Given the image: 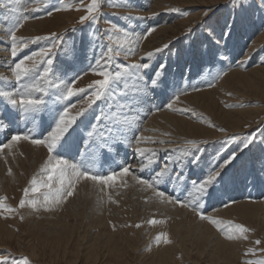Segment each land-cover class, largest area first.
Segmentation results:
<instances>
[{
    "label": "rangeland",
    "instance_id": "1",
    "mask_svg": "<svg viewBox=\"0 0 264 264\" xmlns=\"http://www.w3.org/2000/svg\"><path fill=\"white\" fill-rule=\"evenodd\" d=\"M140 1L146 6L138 7ZM50 2L56 6L60 5V0H50ZM63 2L65 4H76L83 8L89 0H84L83 5L80 4V0H63ZM197 3L199 4L197 5ZM247 3L250 6L247 7L246 11L234 12L230 0H107V3L102 8L101 22L96 26L90 27L88 23L84 25L77 23L79 17L84 14L83 11H76L75 9L60 12L53 11V14L49 16L47 15L48 10L44 9L37 0H32V2L25 0L21 4L22 6H18L19 11L12 13L13 15L9 13L8 9L0 8L2 13V17L1 13L0 17L5 20L0 18V35L3 36L2 34L4 33V37H6L7 33L5 32L14 26L15 18L22 15H32L40 16L41 18L26 21L27 23L25 22L23 27L17 31L18 37L31 39L36 36L46 37L52 33H58L64 37L66 48L69 49L71 45L73 48L74 45L78 46L82 43L88 55L91 56L93 55V48H95L97 55L100 51L99 48H96L98 41L93 37V31L98 29L97 35H99L104 30L110 29L115 25L116 28L122 31H113V36L120 43H123L124 48L132 47L136 51L134 57H118L117 60L121 63L145 62L141 60V57H146L149 51L162 48L164 44H168L169 47L155 54L151 61L153 64L163 63L167 66L171 64L174 67L181 63L183 67H188L193 62L192 57L194 54L196 52L201 53L200 55L205 60L204 63L206 62L207 69L209 68V71L206 69L207 76L200 80L196 79L193 81L195 82L194 84L188 85L180 93L176 94L174 97H179L177 99L178 105H175L178 112L172 111L176 118L184 120V124L187 125L185 127L191 128V131L189 134L186 133V129L181 131L184 125L180 121L177 123V127L181 132L170 126L169 130L166 131L167 133L163 134L167 139V143L163 145L169 146L172 152L184 149L185 153L182 155L184 157L186 155L191 156L190 160L193 154L199 155V164L212 156V161L206 160L205 165L207 162L208 164L207 167L205 166L203 170L205 172L202 176H205L213 166L223 163L232 153H235L236 159L221 170L222 177L225 173L230 172V168L241 158L246 159V163L254 161L258 165H264V40H260L264 36V10L260 7V0H247ZM36 7H41L42 10L39 13L32 12V9ZM175 9L179 11H175ZM205 11L208 12L207 16L204 15ZM5 15L10 16H6V18ZM137 22H141L138 24L143 27L142 33L149 28H156V31L151 36L139 41L138 47L136 37L139 35H135L136 33L130 30L131 26L136 27ZM226 23L231 26V31L224 27ZM3 26H5L4 29ZM169 28L172 29L170 30ZM221 29H224L226 33L223 38H221ZM123 31H129L131 34L126 42L123 40ZM210 33L213 36L211 44L209 43ZM6 39L8 40V37ZM217 40L219 41L218 43H216ZM236 40H239L237 49L234 47ZM45 43L47 42L41 41L39 44L31 45L30 49L26 51H35ZM104 43L113 47L118 46V44L106 39ZM224 50L226 51L224 52ZM209 56L212 58L211 61H208ZM223 61L226 62L225 66ZM211 65L213 66L211 67ZM95 78L89 72L86 77L83 76L77 82L76 87H86ZM210 93L212 94L210 95ZM72 99H75V97ZM76 104L77 109H73V113L81 108H87V105L81 99ZM93 107H100L104 110L107 108L109 110L113 109L114 105H93ZM185 109H187V112L184 111ZM89 110L85 112V115ZM251 112L253 114L249 116ZM220 129L224 131H220ZM245 136H250L252 143L249 148L241 151L240 140ZM232 137H237L238 139L235 142L225 143V141H230ZM189 141H194L196 147H191ZM252 155L254 159L251 160ZM167 160L172 161V158L170 156L159 158L160 163L163 161L165 163ZM191 166L194 165L189 163L186 168L189 169ZM245 166L247 168L250 167L247 164ZM186 168L183 167L182 172ZM9 170L12 171L11 175ZM0 171V204L3 205V210H0V236L3 238L0 241V259L8 258L9 264H11L13 259L19 260L21 258H27L30 264H115V262L119 264H146L150 257L154 258L153 254L156 252L157 247L160 246L164 249L168 248L167 253L169 252V254H166V257L162 256V259H169L167 264H211L212 262L214 264H222L221 260L210 257L211 251H208L204 244H199L198 249H194L191 242H186L183 250L176 247V239L172 237L170 227H167L165 221L155 215H151L152 217L150 216L148 219L141 216L140 219L131 220L124 217V219L111 221L113 230L118 229L114 236L118 240L117 247L119 248L118 251H121L122 256L115 255L116 253L111 256L108 254L105 256L101 255V251L98 249L99 246L96 245L95 252L99 255V260L95 261V255H90L89 249L84 248L89 242V235L97 231L89 232L84 229L86 225L82 221L83 219H60L70 229V232L67 230V237H63V242L60 239H56V236L48 237L49 235L46 233L49 221L54 219H47L48 217L46 218L47 215L44 212L34 213L30 206L24 209L18 208L25 188L30 190L29 196L34 200L35 195L37 196L38 193H41V189L38 192L31 191V182L34 180V176L30 173L27 164H23L20 167L1 163ZM173 172L175 173V170ZM191 177L196 179L193 174ZM221 177L214 184L215 188L213 187L212 191H216ZM32 193L34 197L31 195ZM225 201L214 207L215 212L219 208L220 211L218 210V212H221L222 209L221 214L216 212L217 215L215 216L216 219L222 222L220 227L224 228L229 222L238 223L248 227L250 232L247 240L228 241L224 238L222 232L218 231L216 226H213L215 235L225 245L226 243L228 244L226 254L220 250L222 259L225 260L226 258L234 264L264 260V221L253 218V214L259 208L264 214V196H259V198L258 196L254 198H250V196L230 198ZM223 203L229 204V208L225 207ZM246 204L250 205V207L245 208L244 205ZM257 204L259 206H256ZM223 206L224 209L222 208ZM234 206H238L240 209L224 213V211ZM127 207L129 208L128 211L133 213V208L129 205ZM8 208L17 209V211L9 212L7 211ZM210 209L208 208L207 211ZM142 219H145V221ZM151 219L161 220L163 223L150 225L147 221ZM137 224H140L141 227L137 228L135 226ZM74 233H79L80 235L85 233L84 236L87 238L85 237L86 239L83 240L84 246L82 248H77L79 247L78 242L75 241V235L77 234ZM164 233L168 235L167 238L171 243L164 245L165 243L161 242L162 240L156 241L157 236ZM70 237L72 240L69 243ZM94 239L97 240V238ZM257 240L261 241L259 245L255 243ZM59 241H61L60 247L57 246ZM65 244L67 245V251L65 250L66 248L63 249ZM249 249L253 251L249 252ZM210 259L213 261H209Z\"/></svg>",
    "mask_w": 264,
    "mask_h": 264
},
{
    "label": "snow or ice",
    "instance_id": "2",
    "mask_svg": "<svg viewBox=\"0 0 264 264\" xmlns=\"http://www.w3.org/2000/svg\"><path fill=\"white\" fill-rule=\"evenodd\" d=\"M24 2L25 0H0V8L8 9L9 13H17L19 11L18 6ZM28 2H32V0H28ZM37 2L48 10L47 15L49 16L53 14V11L60 12L73 9L83 11L84 14L79 17L77 23L80 25L88 23L92 27L101 22L102 8L107 0H89L83 8L76 4H65L63 0H60L59 6L52 4L50 0H37ZM83 3L84 0H80V4L83 5ZM230 4L234 12L246 11L247 7L250 6L247 0H230ZM10 5L11 7H9ZM260 7L264 10V0H260ZM41 10V7H36L32 9V12L39 13ZM175 11L179 10L175 9ZM204 15L207 16L208 12L205 11ZM39 18L41 17L32 15L19 16L15 18L14 26L7 30L8 42L5 43V48L10 53V62L5 61L0 67L5 68L10 75L4 76L3 72H0V81H6L12 86L7 88L0 86V102L3 104V111H0V121L7 120L10 124L20 118L28 120L39 118L42 122V130L39 137L34 134H14L11 136L9 143L0 146V151L11 149L20 141H27L30 145L45 150L47 158L41 171L47 174L48 183L41 185V187L48 188L49 194L44 197L43 205H41L43 210L54 211L55 209L51 207L52 204L66 202L67 198L74 195L76 185L81 180L92 181L94 184L101 186H111L119 178L121 186L127 187L128 178L130 177L131 181L139 185L142 191H150L161 203L186 208L198 216L201 221L216 226L226 240H247L250 232L248 227L229 222L227 226L221 228L222 222L204 214L203 204H201L202 200L207 202V199L214 195L210 189L221 177V170L236 159L235 153H232L223 163L213 166L200 181L193 182L194 191L198 195L190 201L181 200L179 197L174 199L166 194V189H160V184L173 175L169 164L175 170V175L179 180L183 171L179 167L183 163L182 160L166 161L163 166L153 169V175L143 178L137 175L136 171H133L132 165H125L120 167L119 171L100 175L91 171L86 166L85 161L72 163L69 158H66L74 147L79 153V144L74 134L78 133V129L84 127L90 129L87 131V136L90 138L88 150L93 155L96 153L101 155L110 153L127 142L126 146L132 147L134 153L140 158V163L136 165L139 172H144L150 165H153L158 156L157 150L141 145L164 144L165 141L153 140L142 134L137 135L139 129L134 128L132 122L126 118L121 123H105L110 119V116L104 112L103 108L99 113L94 114L92 119L85 116V112L91 109L93 105L99 106L98 102L108 104L110 98L116 95V85L120 82L127 83L130 80H135L137 93L166 89L168 86V66L163 63L153 64L151 61L156 53L167 49L169 45L164 44L162 48L147 52L146 57L141 58L145 62L121 63L117 60L118 57L128 58L136 55V51L132 47L124 48L123 43H120L113 36V31L122 30L113 25L112 28L106 29L97 35V29L93 31L92 35L98 41L96 48L100 49L99 54L97 55L95 48H93V55L88 68L77 71L76 62L88 58V53L83 47L79 51L75 48H66L64 37L58 33H52L46 37L36 36L31 39L17 36V31L23 27L26 21ZM224 27L231 31V26L227 23ZM155 31L156 28L152 27L136 37L137 47L139 41L147 39ZM225 34V30L221 29V38ZM130 35L129 31H123V40L128 41ZM105 39L118 44V46L113 47L105 44ZM212 39L213 36L210 33V44ZM41 41L47 43L35 51H26L30 49L31 45L39 44ZM218 42L217 40L216 43ZM62 55H67L71 62L61 59ZM89 72L96 78L88 83L86 87H76L77 82L84 75H88ZM73 97H79L87 105V108H81L73 113L72 110L77 108V104L73 102ZM175 99H179V97L176 96ZM167 108L176 111V109H173L172 102L167 104ZM184 111L187 112V109ZM81 117H84V119H80ZM78 121L79 123H77ZM100 125H103L102 129L99 127ZM220 131L224 130L220 129ZM129 133H131L130 136ZM237 139V137H232L230 141H225V143L235 142ZM251 143L252 138L250 136L243 137L240 140L242 145L240 150L249 148ZM189 145L196 147L194 141H189ZM199 161V155L193 154L189 162L196 166ZM9 174L11 175V170H9ZM57 181L59 187L54 186ZM31 183L32 192L40 191V188L36 187L35 180ZM29 191L28 188L23 190V197L19 201L18 208L24 209L30 206L33 210L39 211L38 202L29 196ZM151 199V196L148 197V200ZM112 202L115 203V201ZM224 206L229 207L230 205L225 204ZM0 210H3L2 204H0ZM7 211L14 212L17 209L8 208ZM147 223L157 225L163 223V221L151 219ZM135 226L137 228L141 227L140 224ZM156 239L157 241L162 240L166 244L171 243L166 234H161ZM255 243L259 245L261 241L257 240ZM252 251V249H249V252ZM0 264H9L8 258L0 259ZM11 264H30V261L27 258L13 259ZM245 264H264V260L245 262Z\"/></svg>",
    "mask_w": 264,
    "mask_h": 264
},
{
    "label": "bare ground",
    "instance_id": "3",
    "mask_svg": "<svg viewBox=\"0 0 264 264\" xmlns=\"http://www.w3.org/2000/svg\"><path fill=\"white\" fill-rule=\"evenodd\" d=\"M183 3H181V5H183ZM188 3H191V2H188ZM198 4L199 3H197V5ZM140 6L144 7L146 5L142 1H140L138 4V7H140ZM6 16H8V15H5V17ZM1 17H2V13H1ZM1 19H3V18H1ZM138 23H141V22H137L136 27L131 26V29H130L131 31L136 33L135 35H140L143 31V27L141 26V24H138ZM175 26H177V25H175ZM4 27L5 26H3V29H4ZM0 28H1V26H0ZM1 33H3V32H1ZM5 33H7V31ZM2 35L3 36L0 35V41H3V42H0V65H2L5 61L10 62V54L5 48V43L8 42V40L6 39L7 35H5L6 37H4V33ZM260 40H264V36H262L260 38ZM238 41L237 40L235 41V44H234L235 49L238 48V45H239ZM221 45H220V47H221ZM82 47L84 48L82 43L78 46L77 45L73 46V48H75L77 51L81 50ZM71 48H72V45L70 46L69 49H71ZM222 49H224V48H222ZM225 51L226 50H224V52ZM235 52H236V50H235ZM230 53H231V51H230ZM240 53H241V51H240ZM200 54L198 52H196V54H194V56L192 57L193 62L191 63V65L189 64L190 66L188 65V67H183V65L181 63H178L177 66H174V67L171 66V64H169L167 67L168 86L164 90L156 89L153 92L137 93L135 80H130L127 83H124V82L118 83L116 85V95L110 98L108 104L105 105L103 103H99V106H113L114 105L113 109H109V110H107V108L105 110L103 109L104 112L109 114V116H110V119L108 121H105V123H109V124L121 123L126 118L128 121L132 122V126L134 128L139 129V132L137 133V135L142 134L143 136L149 137L153 140H157V141L163 140V141H165V143H167L166 142L167 139L164 137L163 134L167 133L166 131L169 130L170 126L173 127L174 129L176 128L175 130L180 131V129H178V127H177V123L180 121H182V123L184 125V127H182L181 131L186 129V133L189 134L191 131L190 130L191 128L189 129V128L185 127L187 125L184 124V120L176 118V115L172 114L173 110H170L167 108V104L169 102H172L173 109H176L175 105L177 104V99H174L175 98L174 96L176 94L180 93V91L183 88L187 87L190 84H194L195 82H193V81H195L196 79L200 80V79L205 78L207 76L206 62L204 63L205 60L202 58V56ZM211 56H212V54H211ZM211 56H209L208 61H211V59H212ZM91 57H92L91 55H88L87 59H81V60L77 61L76 65H75L76 70L77 71L86 70L88 68V64H89V61L91 60ZM241 57H243V56L241 55ZM206 58H207V56H206ZM261 58H262V56H261ZM61 59L65 60L66 62H71L67 55H62ZM217 62H219V61H217ZM225 63L226 62L223 63L224 66H225ZM219 64H221V63H219ZM212 66L213 65H211V67ZM213 70H214V68H213ZM0 72H3L4 76L10 75V73L7 72L5 70V68H3V67H0ZM73 74H75V73H73ZM216 74H217V72H216ZM86 76L87 75H84V77H86ZM211 82H212V80H211ZM208 83H207V85H208ZM0 86H4L7 88V87H11L12 85H10L6 81H0ZM257 87H258V85H257ZM191 89H193V88H191ZM254 91H256V90H254ZM211 94L212 93H210V95ZM213 95H214V93H213ZM79 100H80L79 97H75V99H73V102L77 103V102H79ZM200 100H202V99H200ZM202 104L204 105V103H202ZM0 111H3L2 102H0ZM100 111H101L100 107L99 108L93 107L92 111L90 109L89 112L85 116H87L89 119H92L94 114H97ZM177 112H178V109H176V113ZM252 114L253 113L251 112L249 116H251ZM80 119H84V117H82ZM77 123H79V121ZM41 125H42V122L39 118H36L34 120H28L25 118H20L18 120H14L10 124L8 123L7 120L0 121V146H2L5 143H9L11 136L14 134H34L37 137H39L41 130H42ZM99 127L102 129L103 125H100ZM236 127H237V125H236ZM88 130H90V129H85L84 127H81L80 129H78V133L74 134V135H76L77 142L79 144V153H77L76 148L74 147L72 149V151L69 153V156L66 158H69L70 162H72V163H80L82 161H85L86 166L91 171H93L94 173H98L100 175H107L113 171H119L120 167H122V166L132 165L133 171H136L137 175H139L143 178H148L150 175H153V169L154 168H159L165 164V163H163L164 161L162 163L159 162V158H161L162 156L163 157L170 156L172 158V161L182 160L183 163L179 165V167L182 169H183V167L186 168L187 164L189 165V163H190L189 161H190L191 156L189 157L186 155L187 157L186 156L184 157L182 155L183 153H185L184 149H179V151L176 150V151L172 152L170 150V147L167 145L158 144V143L157 144H148V145L142 144L141 145L142 147H150V148L156 149L158 152V156H157L155 162L153 163V165H150L144 172H139L136 168V165L140 163V158L134 153V150L132 147L126 146L127 142L118 146L114 151H112L110 153H106L104 155L96 153L95 155H93L88 150V145L90 142V138L87 136ZM130 135H131V133H129V136ZM135 157H136V159H135ZM46 158H47L46 152L43 148L32 146L27 141H20L16 145H14L11 149H3L2 151H0V164L4 163V164H10V165H17L20 167L23 164L28 165V169H29L30 173L34 176V180L36 181V186H39V188L41 189V193H38L37 196L35 195V197H34L33 193L31 194V195H33L35 200L38 202V207H40V210L39 211L34 210V213H37V212L43 213L44 212L47 215L46 218L48 217L47 219H54L52 221H49V223H48V228L46 229V233L49 235L48 237L56 236L57 237L56 239H60L64 242V238L67 237L66 236L68 233L67 230L70 232V229L67 228L66 223L61 222L60 219H69V218L83 219L82 221H84L85 225H86V228L83 227L84 229L88 230L89 232H91L93 230L95 232L97 231L96 233L89 235L90 236L88 238L89 242H87L88 244L86 245V247L84 249H89L90 255H95L94 260L98 261L99 255H97V253L95 252L96 245L99 246V247L98 246L97 247L101 251V255L105 256L106 254H108L111 256L114 253H116L115 255L122 256L121 251H118V249H119L117 247V241L118 240H116L115 236H114L115 235L114 233L115 232L117 233L118 229L116 228L115 231L113 230V228L111 226V221L113 222V220H116V219H118V220L124 219V217L130 218L131 220L135 219V218L140 219L141 216H144V218L146 217L148 219L151 215H155L156 217L160 218L161 220L163 219L165 221L167 227L168 226L170 227V232H172V237H174V239H176V244H175L176 247L183 250L186 246V242L187 243L191 242L192 247H194V249H198L199 244H204L207 247V250L211 251V254H210L211 258L221 260L222 264H234L232 261H228L225 257H224L225 260L222 259L221 252H224V254L227 253L226 247L228 244L226 243V245H225V243H223V241L215 235V229H214L213 225H210L206 221H201L198 216H196L192 211H190L186 208H181V207H179L177 205H173V204L161 203L154 196V194L151 193L150 191H142L141 187L139 185L135 184V182L131 181L130 177L128 178V186L127 187L121 186L119 178H117V180L114 183H112L111 186H109V185L101 186L99 184H94V182H92V181L81 180L77 183L74 195L72 197L67 198L66 202L62 201L59 204H52L51 207H53L55 209L54 211H44L43 208L41 207V205H43L44 197L49 194V189L46 187H41V185L48 183L47 174L42 172L41 169L43 167V164H44ZM207 159H208V161L213 160L212 156L208 157ZM252 159H254L253 155L251 157V160ZM206 160H205V162H206ZM245 160L243 158H241L238 162H236L234 164V166L232 168H230V172L225 173L221 177V179L219 180L220 183L218 184L216 191H214V190L212 191L214 186L211 188L210 191H212L214 193V196H212L210 199H207V202H204V200L201 201V204H203L204 214L212 217L213 219H216V217H215L217 215L216 212H218V210L220 208L218 210L215 208L217 210L215 212L214 207L219 206L217 204H220V203L224 202L225 200H229L230 198L231 199L232 198H243L246 196H250V198H254L257 196L259 198V196H264V165L263 164L258 165L254 161H250L251 163L250 162L246 163ZM248 160H250V159H248ZM205 162H202L201 164H198L196 166H191L189 169L186 168L185 171L182 172V175L180 176L179 180H177V177H176L175 173L173 172V169L171 168V164H169L170 171H172L174 174L170 178H168L165 182H162L160 184V189L161 190L166 189V194L170 195L174 199L176 197H179L181 200L190 201L193 197L198 195L194 191L193 182L194 181H200L204 177V176H202V174L205 172L203 170H204L205 166L207 167V164H208V162H207V164L205 165ZM246 164L249 165L250 167L247 168L245 166ZM11 173H12V171H11ZM4 174H5V172H4ZM192 174L195 176L196 179H194V177H191ZM8 178H10V177H8ZM54 186L59 187L58 181L55 183ZM150 196L152 197V199L148 200V197H150ZM109 198H111V199H109ZM146 200L148 202H145ZM112 201H115V203H113ZM249 201H251V200H249ZM127 205H129L130 207L133 208V213L131 211L130 212L128 211L129 208L127 207ZM256 206H259V205L257 204ZM244 207L248 208V207H250V205L246 204V205H244ZM208 208L209 209L211 208V209L209 211H207ZM222 208L224 209V206ZM239 209H240V207L234 206V207L230 208L229 210L224 211V213H229L230 211H233V210L238 211ZM221 212H222V209H221ZM221 212H218V213L221 214ZM253 218H255L256 220L264 221V214L260 211V208L253 214ZM142 220L145 221V219H142ZM165 223H164V225H165ZM74 234H77V235H75L76 236L75 241L78 242V246H79L77 248H80V247L82 248V246H84L83 240L87 238L86 236H84L85 233L82 235H80L79 233H74ZM151 236H152V234H151ZM94 238H97V240ZM2 239L3 238L0 236V241H2ZM69 239L70 240L68 242L70 243V241L72 239H71V237ZM153 241H155V240H153ZM96 242H97V244H96ZM161 242H163V241H161ZM60 245H61V241H59L57 243L58 247H60ZM164 245H166V243ZM171 246H172V244H171ZM69 247H70V245H69ZM151 247L153 248L152 245H151ZM202 247H203V245H202ZM64 248H66L65 249L66 251L68 250L66 244L64 245L63 249ZM160 248H161V246L157 247L156 252L154 251L155 253L153 254L154 258L150 257V260L148 262L145 261L146 264H154V263H156V264H167V261L169 259H165V258L162 259V256L166 257L165 255L169 254V252L167 253L168 248H165V249L164 248L160 249ZM220 250H221V252H220ZM222 250H225V251H222ZM170 253H171V250H170ZM229 257H230V255H229ZM167 258H169V257H167ZM209 261L212 262L213 260L210 259ZM115 264H119V263L115 262ZM211 264H214V263L212 262Z\"/></svg>",
    "mask_w": 264,
    "mask_h": 264
}]
</instances>
